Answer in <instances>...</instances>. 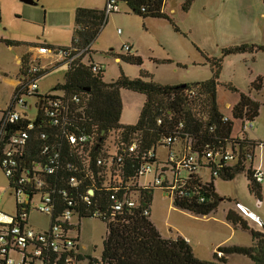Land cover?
Segmentation results:
<instances>
[{"label":"rangeland","instance_id":"rangeland-1","mask_svg":"<svg viewBox=\"0 0 264 264\" xmlns=\"http://www.w3.org/2000/svg\"><path fill=\"white\" fill-rule=\"evenodd\" d=\"M32 1V4H28L20 0H0V110L8 103L13 83L20 76L16 57H22L24 54L26 59L27 55L33 52L31 47L39 44L52 47L69 46L75 28V9L83 7L99 10L104 5V0ZM173 7L174 13L167 15L173 20L178 31H175L173 25L166 19L141 17L120 5L119 12L107 15L105 23L89 44V50L83 56L82 62L100 64L104 82L113 81L120 75L129 78L146 77L161 84L209 80L215 67L210 60L204 62L200 59L195 50V40L189 33L190 26L193 27L195 13L185 12L180 8V4H173ZM220 9L225 18H230L228 23L233 27L247 24L249 27L259 28L260 33L263 31L260 25L264 23V0H243L230 7L222 6ZM212 31L213 27L204 29V32ZM235 42L237 43L233 41L231 44H236ZM125 46H129L130 50L127 51ZM209 46H213V49L208 47L206 53L213 55L214 60L219 59L214 100L221 113L230 115V109L239 98L237 92L249 93L255 100L263 102V88L255 90L249 83L257 76L263 77L264 81V56L261 53L255 56L248 53L222 54L224 46L218 44L216 40ZM129 55L139 56L143 69L136 63L126 60L125 57ZM199 59L200 63H197ZM47 60L40 58L35 62L46 66ZM63 82L64 71H48L37 82L38 91L47 92ZM25 98L27 104L31 105L26 110V115L33 119L36 114L34 99ZM119 100L121 106L119 122L136 124L145 96L136 91L120 88ZM248 134L249 137L263 138L262 106L252 121V129ZM109 139L110 137L107 142ZM156 155L165 158L166 148L159 145ZM252 166L261 169L264 175V147H255ZM247 167L248 164L244 170ZM200 173L206 179L209 178L207 169L201 170ZM151 178L152 173H146L142 177V182ZM7 185V179L0 169V211L10 215L14 212V199ZM213 186L220 201L216 209L205 216L176 208L170 198L162 195L159 188H154L151 194L148 218L152 225L164 238L182 237L187 240L193 256L200 260H213L212 254L218 245L254 246L249 230L264 231L261 225L264 224V181L260 184V203L248 190L245 171L237 172L232 179L214 178ZM234 201L240 202L250 211L251 215L243 219L247 224L246 229L234 226L225 219V211L235 209ZM33 202L37 204L39 199L33 198ZM71 222L78 224L79 227L76 241L79 252L86 257H100L102 240L107 231L105 223L96 218L78 220L76 217H72ZM48 223L47 214L29 210L30 227L47 229ZM69 235L76 236V231H70ZM223 257H226L228 264H253L242 254L232 253Z\"/></svg>","mask_w":264,"mask_h":264},{"label":"built area","instance_id":"built-area-1","mask_svg":"<svg viewBox=\"0 0 264 264\" xmlns=\"http://www.w3.org/2000/svg\"><path fill=\"white\" fill-rule=\"evenodd\" d=\"M161 1L163 7L165 0ZM120 5H126V0H104L103 12L107 16L111 12H119ZM144 11V8H140ZM127 51L129 46H125ZM89 50V44L83 48L69 45L65 48H50L46 44L33 47V52L25 60H19V79L14 87L6 106L0 110V169L7 179V188L14 199V212L7 215L0 211V264H100L98 257H86L79 252L77 247L78 224L71 222L72 217L79 218L71 208L73 202L66 198L64 189L56 190L55 186L45 179L46 174H52L59 167L57 151L52 149L60 147V143H52L43 126L56 127L70 144L71 154L75 159L90 156L93 138L80 128L83 120L82 105L85 98L82 92L66 94L63 90L52 87L47 92L38 91L37 82L54 65L60 62L65 71L74 65H88L82 58ZM48 59L46 66L35 61ZM92 72L102 69L100 64L89 63ZM264 90V85H263ZM186 97L196 96V87L188 86L182 91ZM25 97L34 99L33 105L36 114L33 119L28 118L26 110L31 107ZM198 102V99H196ZM264 110V101L261 102ZM169 118L171 111L167 110ZM206 116V115H204ZM202 116V119H206ZM38 120V121H37ZM222 121L231 122L230 134L221 139L214 136L213 141H207L202 146L196 144L190 129L184 127L178 119L173 131L162 136L151 148L145 150L140 147L137 133L125 146L114 138L102 144L95 166L99 169L98 175H104L106 187L109 189L108 221L122 215L125 210L135 208L141 190L159 188L164 197L170 198H195L198 202L204 201L203 187L213 182L231 170L236 165L248 167L255 183L261 184L264 175L261 169L252 166L254 149L256 146L264 147L263 138L249 137L252 121L246 117L234 118L222 113ZM162 118L157 117L155 124L160 125ZM237 123V126L235 127ZM214 123L208 125V130L213 131ZM39 129L37 139L40 140L39 150L31 154L30 143L32 131ZM159 145L166 148L165 158L156 155ZM145 150V151H144ZM36 155H39L38 157ZM46 158L42 163L39 161ZM138 160L135 171L129 180H123L124 162L126 159ZM85 162V161H82ZM86 163V162H85ZM123 165V166H122ZM65 169L75 171L76 165L72 162L65 163ZM246 168V169H247ZM92 169V168H91ZM91 169L82 170L89 172ZM127 169V168H126ZM207 169L208 179L200 171ZM128 170V169H127ZM152 173V178L142 182L146 173ZM69 186L77 185L75 175H70L65 180ZM86 194L81 196L83 201L89 203V197L94 194V189L88 187ZM61 193L66 206L57 213L55 211L54 194ZM135 193V195H134ZM38 198L35 204L33 198ZM260 203L261 200H257ZM234 212L242 219L249 217L250 211L240 202L234 201ZM47 214L49 218L47 229H33L28 224L29 210ZM142 215L148 216L150 205L142 207ZM100 212L94 211L89 218L98 219ZM101 221V220H100ZM262 227L264 224H261ZM76 231V236H70V231ZM221 256V252H216ZM16 254V255H14ZM92 259L96 261H92Z\"/></svg>","mask_w":264,"mask_h":264},{"label":"trees","instance_id":"trees-1","mask_svg":"<svg viewBox=\"0 0 264 264\" xmlns=\"http://www.w3.org/2000/svg\"><path fill=\"white\" fill-rule=\"evenodd\" d=\"M190 1L184 0L183 10H186ZM126 5L131 12L141 17L166 19L173 25L174 30L178 31L173 20L162 11L160 0H126ZM141 7L144 8V11L140 10ZM74 12L75 28L70 45L83 48L95 39L99 29L106 21V16L103 10L93 8L77 7ZM49 47L53 49L65 48ZM253 49L264 51V46L236 45L222 49V54L241 53ZM125 58L141 65L139 56L129 55ZM22 60H25L24 56H22ZM218 63L219 59L212 61L215 68L212 70V77L209 80L184 83L183 86H181L182 83L161 84L146 77L129 78L124 75H120L113 81L104 82L101 74L102 69L92 72L89 63L88 65L78 64L64 72L63 83L54 86L55 90H63L66 94L82 92L85 100L82 105L83 120L80 128L84 133L92 136L93 147L90 156L87 155L82 160L86 163L81 159L76 160L75 156L71 154L70 144L58 129L43 126L42 129L49 135V140L54 144L60 143V147L51 150V152L57 151L58 153L59 167L54 173L46 174L45 179L47 182H51L56 190L64 189L66 191V198L73 202L71 208L79 218H89L94 211L100 212L101 216L98 220L105 223L107 228L102 240L100 264H228L226 257L223 256L232 253L245 255L253 264H264V231L249 230L254 246H218L212 254L213 260L210 261L200 260L193 256L191 248L184 238L162 237L148 216H143L141 212L143 206L150 205L152 191L148 189L140 191L138 201L135 196L137 202L135 208L125 210L122 215L108 221L109 189L106 187L107 181L104 175H98L99 169L94 163L102 144H105V141L107 144L108 137H110L109 141L115 138L118 143L126 146L133 138V134L137 133L140 147L147 150L153 147L162 136L170 134L178 119L183 121L185 128L191 130L199 147L207 141H213L214 136L221 139L227 138L230 134L231 122L221 120L222 113L214 100ZM260 82L261 79L257 77L251 83L252 88L259 89ZM190 85L196 87V96L191 98L182 94V91ZM120 88L136 91L145 96L136 124L129 125L119 122ZM238 94V101L231 108L232 117L241 118L244 116L249 120H254L259 114L261 102L244 93ZM167 110L171 111L170 118L166 113ZM202 116L206 119L203 120ZM157 117L162 118L163 122L160 125L155 124ZM210 123H214L213 131L208 130ZM39 131V129L32 131L30 151L33 155L39 150L40 140L37 139ZM39 161L44 163L46 158ZM68 162L75 164L77 169L75 171L65 169L64 165ZM137 164V159L125 160L122 174L124 181L129 180L133 174L131 171H135ZM88 169L91 170L87 173L82 171ZM240 171L246 173L249 192L255 195L257 200H260V184L253 181L249 168L244 170L240 165H236L218 178L232 179ZM70 175L76 176V186H69L65 183ZM206 186L202 190L204 201L198 202L194 197L175 198L172 201L173 206L201 216L214 211L220 198L214 190L212 181ZM88 187L94 189V194L89 197V203L81 199V196L86 194L85 191ZM53 198L55 211L59 213L66 206V202L61 193H55ZM225 219L234 226L247 228L244 220L230 209L227 210ZM216 252H221L222 255L218 256ZM92 261L96 260L92 259Z\"/></svg>","mask_w":264,"mask_h":264},{"label":"crops","instance_id":"crops-1","mask_svg":"<svg viewBox=\"0 0 264 264\" xmlns=\"http://www.w3.org/2000/svg\"><path fill=\"white\" fill-rule=\"evenodd\" d=\"M240 1H243V0H191L189 6L186 8V10H184L187 13L188 12L191 14L192 12L195 13L194 16L192 15L193 16V22H192L193 27L190 26L189 33H191V35L193 36V39L195 40V45L193 44L195 46V50H197L200 56V59H203L204 62H206V60H210L211 62L214 61V56L207 54L206 51H208L207 50L208 47H211V49H213V46H209V45L212 41H215V40L218 41V44H220L221 46H224L222 47L223 49L231 47V46L242 45V44L264 46V23L260 25L263 29V31L260 33L259 28H256L255 26L249 27L247 24H243L242 26L237 25L236 27H233L231 24L228 23L230 18L224 17L225 15L223 14L220 7L222 6L230 7ZM183 2L184 0H165V3L162 7V11L166 15L167 14L170 15V13L172 14L175 11L173 4L174 5L180 4V8H182ZM102 9L103 8H99V10H102ZM228 16L230 17V15ZM209 23L211 24L209 25ZM212 27L214 28V31H212L211 33L204 32L205 28L208 29ZM223 30H226L228 33H225V31L223 32ZM219 40H221V43H219ZM233 41H237V43L235 42L236 44H231L233 43ZM33 47L34 46L31 47V51L33 50ZM241 53H248L252 56H255L256 54L261 53L264 56V51L260 49H253L252 51H246V52H241ZM21 56H25V55L22 54ZM20 58L21 57H18V56L16 57V60H15L16 63L19 64ZM115 59H118V57H115ZM200 59L198 60L197 63H200ZM59 64L60 62L56 63L52 71L60 70V71L65 72V70L62 69L63 67L60 66ZM140 66L143 69L142 63ZM218 70H219V65H218ZM257 77L261 79L260 86H259V89H261L264 85V81H262L263 77L261 76H257ZM257 77H255L253 80L250 81L249 83L250 87H252L251 83ZM17 82L18 80L14 81L13 89L16 86ZM184 82L186 81L174 82V83H164V84H181ZM237 93H241V92H237ZM244 94L249 95V93H244ZM250 97L254 99L252 96ZM230 210L234 212V209L230 208ZM226 211H225V214H226ZM236 215L238 216V214ZM234 245H238V244H234Z\"/></svg>","mask_w":264,"mask_h":264},{"label":"water","instance_id":"water-1","mask_svg":"<svg viewBox=\"0 0 264 264\" xmlns=\"http://www.w3.org/2000/svg\"><path fill=\"white\" fill-rule=\"evenodd\" d=\"M20 1H22L24 3H28V4H32L33 3L32 0H20ZM183 85H184V83L181 84V86H183Z\"/></svg>","mask_w":264,"mask_h":264}]
</instances>
